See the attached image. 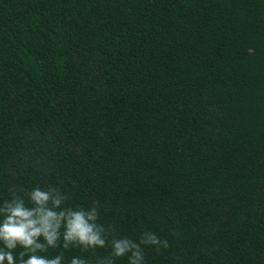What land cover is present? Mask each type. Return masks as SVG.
Segmentation results:
<instances>
[{"label":"trees","instance_id":"trees-1","mask_svg":"<svg viewBox=\"0 0 264 264\" xmlns=\"http://www.w3.org/2000/svg\"><path fill=\"white\" fill-rule=\"evenodd\" d=\"M50 187L144 264H264V0H0V206Z\"/></svg>","mask_w":264,"mask_h":264},{"label":"clouds","instance_id":"clouds-1","mask_svg":"<svg viewBox=\"0 0 264 264\" xmlns=\"http://www.w3.org/2000/svg\"><path fill=\"white\" fill-rule=\"evenodd\" d=\"M27 196L31 207L15 191L0 206V264H63V252L51 258L41 253L58 247L88 251L109 245V255L95 264H115L125 256L128 264H144L142 245L168 247L152 232L142 233L138 241L116 236L109 240L111 233L98 223L96 207H65L67 197L56 188H34ZM69 264L89 262L73 256Z\"/></svg>","mask_w":264,"mask_h":264}]
</instances>
